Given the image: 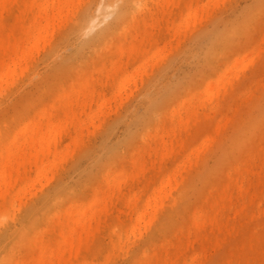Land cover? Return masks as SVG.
I'll list each match as a JSON object with an SVG mask.
<instances>
[{
    "label": "rangeland",
    "instance_id": "rangeland-1",
    "mask_svg": "<svg viewBox=\"0 0 264 264\" xmlns=\"http://www.w3.org/2000/svg\"><path fill=\"white\" fill-rule=\"evenodd\" d=\"M68 1L70 3L62 7V17L56 19L52 27L66 31L62 32L63 36L58 35L52 50L37 58L30 75L14 89L0 95V118L21 111L30 117L41 105L52 110L60 104L57 95L68 89L71 98L65 107L66 113L80 114L83 108L74 91L82 86H77L75 80L83 83L90 79V91L96 90L95 94L107 91L104 85L111 75L102 80L100 74H104L103 69L110 66V62L118 59L119 62L127 60L128 65L112 82L119 84L130 78L134 82L118 99L116 90H108L107 96L113 101L96 117L92 114L102 106L103 93L87 108L85 115L82 113L76 119L77 128H85V132L73 142L76 149L70 150L72 157L45 193L69 187L74 190L68 196L77 200L88 197L99 187V195L104 197L112 189L109 172L126 174L124 192L132 188L141 193L150 175L154 179L157 177L162 163L167 162L170 168L176 161L181 164L176 166L180 167L184 178L190 180L180 185L178 195L183 197L176 204L175 216L159 226L162 231L156 236L158 246L165 238L172 240L158 248L160 251L152 259L153 264H165L166 253L177 254L188 247L189 250L203 247L202 264H238L241 257V264H264V0H200L198 4L194 0L191 8H181L176 18L174 15L180 8L172 13L167 6L155 7L156 0ZM133 1L138 11L131 9L124 15L125 20L112 22L120 6L127 5L126 9H130ZM145 1L149 5L144 9ZM188 1L185 0L183 6ZM87 2L90 10L100 4L104 12L110 2L116 10L78 42L76 27H69V24ZM217 2L220 4L216 6ZM150 7L155 8L151 10ZM13 20L9 16L6 22ZM220 36L223 40L230 37L229 46H214ZM152 41L155 44L149 45ZM126 45L133 47V51L131 47L128 49L132 52L130 58L127 52L121 56L118 49ZM142 45L146 47L139 50ZM250 47H256L259 53L254 54L243 70L242 65L236 67L233 71L236 73L226 77V83L231 81L229 84H220L222 74L237 63L235 60L240 54L236 52L240 48L248 52ZM62 82L64 88H70L62 89ZM65 82L71 86L64 85ZM232 83L238 84L231 94L226 93ZM209 84L216 86L211 92ZM85 88L89 89V85ZM42 92H47V96L44 94V101H39ZM88 94L86 96L91 98ZM48 96L50 102L45 101H49ZM62 109L56 114L57 121L67 118ZM195 114L200 115V122L193 128L192 135L196 136L193 143H198L180 153L178 149L181 142L188 139L189 130L180 124L186 127ZM215 124L226 126L212 149L207 151L209 131ZM69 140L66 136L64 142ZM195 148L201 150L199 155ZM170 158L175 161H169ZM61 197L60 203L64 206L73 201H67V194ZM116 197L109 199V209L103 214V227L87 247L91 257L105 259L109 253L110 227L123 219L120 209L124 210V205ZM22 204L18 200L10 211L18 214L25 205L20 206ZM195 206L204 210L207 219L216 217L223 229L214 228L212 219L201 225L191 224ZM5 218L6 215L0 216L1 221ZM58 218L51 217L41 226L50 227ZM238 221L246 226L222 241L224 232ZM93 224V220H87L88 230ZM118 228L125 234L123 224ZM89 233L91 229L83 232L82 239H87ZM6 238L0 234V261L2 254L7 252L9 259L4 264H37L32 258L35 253L32 246L21 244L16 238L7 243ZM143 247L144 244L139 243L132 246L128 255L116 253L108 264H144L135 254ZM187 260L190 264V259Z\"/></svg>",
    "mask_w": 264,
    "mask_h": 264
},
{
    "label": "bare ground",
    "instance_id": "bare-ground-1",
    "mask_svg": "<svg viewBox=\"0 0 264 264\" xmlns=\"http://www.w3.org/2000/svg\"><path fill=\"white\" fill-rule=\"evenodd\" d=\"M184 1L185 0H156L153 4L155 7L159 5L161 7L167 6L170 12L176 8H180L177 13L175 12L176 14L174 17L176 18V16L180 14L181 8H191L194 4L193 2H195L194 0H190L184 3L183 6ZM199 1L200 0H197L196 4H198ZM135 2L133 1L130 9H126L127 5H121L120 11L112 22L116 23L118 21L120 23L125 20V16L129 14L131 9L138 11V8L135 7ZM68 3H70L68 0H0V95L5 94L6 90L8 91L11 88L14 89L25 77L31 74L35 67L34 64L37 62V58L53 49L58 35L61 36L62 32L66 30L59 31L52 27L56 19L62 17L63 5ZM127 3L129 2L127 1ZM219 4L220 2H217L216 6ZM98 5V8L90 10L88 2L85 3L76 13L74 21L72 20L69 24V27L73 25L76 27L75 36L78 42H82L83 36L87 35L98 22L103 21L108 15L110 16L112 13H115L116 9L113 2L107 4V8L109 9L107 10L106 8L104 12L103 9L105 8L102 9L101 5ZM148 5L149 4L145 1L143 8H147ZM155 7H150V9L152 10ZM9 16L14 18L12 23L6 22ZM105 31L106 30H104V32ZM229 32L232 33L230 30ZM223 39L224 38L220 36L215 41L214 46H219V44V48L229 46V42L227 41L230 37L225 40ZM152 44H155V41L149 43V45ZM130 47L126 45V47L122 49L118 48L121 56L128 53L127 57L129 56L128 58H130V54L132 53L128 50ZM144 47H146V45H142L139 50L144 49ZM130 49L133 51V47ZM245 49L246 48L243 50L244 52L240 51L242 50L241 48L236 52L240 54V57L236 58L235 62L237 63L232 64L228 68L229 72L227 69V71L222 74L220 84H229L231 81L226 83V77L230 73H236L233 72L236 67L242 65L241 68L244 67L241 70H243L248 65L250 59L252 60L254 54L259 53L256 47H250L248 52H245ZM259 55L260 54H258V56ZM126 62H124L123 59H121L120 62L119 59L118 61L115 60V62L112 61L110 62V66L103 69L104 74H100L102 80L104 76L109 77L111 75V78H107L104 87H108L109 91L112 89L116 90V99L121 96L122 91L131 88L134 82L131 78L119 84H114V82H112L128 65ZM86 77L90 78L89 76ZM75 81L74 83H76V85L78 84L77 86H82L78 91L73 90L77 101H81V103L82 101L84 102L82 105L80 103L81 109L83 108L80 114L76 112L66 113L65 107L68 106L71 98L70 91H68L70 87L68 85L71 86V84L65 82L66 84L64 85L68 86V88L65 86V89L62 82V89L68 90L64 94L57 95L60 104L56 108L50 110L42 108L44 105H41L42 107H37L35 113L30 117H28L25 111H21L13 116H3V118H0V216L6 215L4 221L0 220V234L6 235L7 243H11V241H14L13 238H16L17 241L22 242L21 244L26 243L32 246V249L35 251L32 258L37 260V264H108L116 253L119 255H128L132 251H130L132 246L139 243L144 244V247L138 252L133 250L136 252V257L143 260L144 264H153L152 259L157 255L158 251H160L158 248L163 247L166 242L172 240L171 238H165L163 240L164 244L162 243L161 246H158L156 236L162 231L159 226L167 218H173L175 216L176 204L183 197L178 195L179 188L181 187L180 185L182 184V186H184V183L190 180V178H184L180 167L176 166L181 164L176 163L174 158L169 159V161H175L170 168L167 167V162L159 166V169L160 167L161 169L155 179L150 175L147 180V187H143L141 193L134 192L132 188H130L128 192H124V182L126 178L124 172L108 173L112 179V189H109L104 197L99 195L101 192L99 187H96L93 193L89 194L90 196L88 195V197L84 199L77 200H73V198L70 199V196H68V194L74 190L69 187L62 188L56 193H45L46 188L58 177L61 171L64 170L63 168L66 163L72 157L70 150L76 149L73 142L75 141L76 143L85 132V128H77L75 123L76 119L82 113L85 115L87 108L102 93V106L98 111L94 112L92 116L96 117L97 114L103 111L108 103L113 101L111 100L112 97L109 98L107 96L108 90L98 91L97 94H95L96 90L93 92L90 91L92 90L90 89V79L85 80L83 83L78 82L79 80L77 81V79ZM74 83L73 85H75ZM238 83H232L230 88L226 89V93L230 92L231 94ZM211 84H213V82ZM88 85L89 89H86L85 87ZM94 87L95 84L93 89ZM215 87L216 86L209 84V92ZM58 88H61V86L59 85ZM218 89L219 88H217V90ZM50 92L51 89L48 94L51 97L53 95L50 94ZM88 93L91 94V98L86 96ZM44 94L47 96V92H42L39 96V101L43 100ZM84 96H86V99L89 98L88 100H90L86 105L85 101L87 100ZM50 99L51 98H49V101H45L50 102ZM0 100L2 99L0 98ZM29 104L31 106V103ZM61 107L65 110L64 112L62 109V111L66 113L65 115H67V118L64 121H57L55 117ZM230 119L231 118H229V120ZM199 122L200 115L195 114L191 121L188 120V125L186 127L184 123L180 124L184 128L189 129L187 130L188 139L182 141L178 149L180 153L183 151L185 152L188 146L193 147L198 143H193L196 136L192 134L193 128ZM92 123L95 125L96 122L93 121ZM224 126L226 125L215 124L212 127L213 130L209 131L210 136L207 138V142H209L207 151L212 149L214 144L218 141ZM66 136L70 138L67 143L64 142ZM199 148L194 149L197 155H199L201 151ZM43 194L44 197L42 198ZM65 194L69 197L67 201L69 199L73 201L64 206L61 205L60 202L63 200L61 195ZM116 195L119 198V202L124 205V210L123 208V211L120 209L123 219L118 224H113L110 227L112 241L109 244V253L106 258L98 259L97 257H91L88 254L87 247L102 229L104 222L103 214L106 209H109L108 206L111 202L109 199L115 198ZM41 198L42 200L40 201ZM18 200H21L23 203L20 206L25 205L21 207L19 213L16 214L14 210L10 211V209ZM184 209L185 207H183V210ZM54 216H59V218L57 221H54L52 226H41L42 222H46ZM211 219L209 217L207 219L204 210L200 208V206L197 208L195 206L190 223L201 225L203 222L211 220L214 228L223 229V226L216 217ZM87 220H93L94 224L89 227V230L91 229V234L89 233L90 235L88 238L82 239V233H88L89 231ZM120 224H123L126 228L125 234L120 231L121 229L119 230L118 226H120ZM245 226L244 223L238 221L224 232V236L221 240H226L228 236H231V233ZM177 231L179 230L177 229ZM9 234L11 235L9 236ZM176 234L178 233L176 232ZM258 244L259 242H257L256 246H258ZM189 248L190 247L177 254L166 253L165 264H188V258L190 259V264H202L200 263V258L203 247L191 250H189ZM257 248L261 249L260 247ZM8 259L9 253L4 252L0 264H4ZM241 259L243 258L241 257L239 259L240 261L238 264H241Z\"/></svg>",
    "mask_w": 264,
    "mask_h": 264
}]
</instances>
